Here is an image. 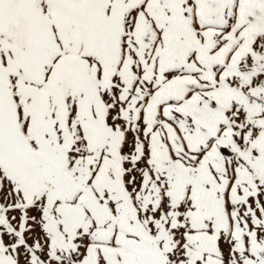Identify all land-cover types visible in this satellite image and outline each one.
<instances>
[{
  "label": "snow or ice",
  "instance_id": "snow-or-ice-1",
  "mask_svg": "<svg viewBox=\"0 0 264 264\" xmlns=\"http://www.w3.org/2000/svg\"><path fill=\"white\" fill-rule=\"evenodd\" d=\"M0 264H264V0H0Z\"/></svg>",
  "mask_w": 264,
  "mask_h": 264
}]
</instances>
